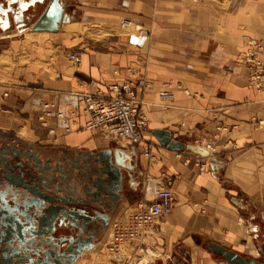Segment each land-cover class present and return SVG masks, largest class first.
<instances>
[{
    "label": "crops",
    "instance_id": "1",
    "mask_svg": "<svg viewBox=\"0 0 264 264\" xmlns=\"http://www.w3.org/2000/svg\"><path fill=\"white\" fill-rule=\"evenodd\" d=\"M49 1L0 32V137L54 158L110 150L129 167L108 227L72 264H229L212 243L264 259V83L252 87L242 61L245 35L264 44V0H58L50 29L34 30ZM71 50L80 51L77 65ZM168 80L177 86L161 99ZM111 84L140 101L155 161L85 127L78 94L108 96ZM153 129L215 146L212 172L198 171L199 153L162 145ZM146 173L171 190L172 208L150 235L110 256L112 225L142 198Z\"/></svg>",
    "mask_w": 264,
    "mask_h": 264
},
{
    "label": "flooded vegetation",
    "instance_id": "2",
    "mask_svg": "<svg viewBox=\"0 0 264 264\" xmlns=\"http://www.w3.org/2000/svg\"><path fill=\"white\" fill-rule=\"evenodd\" d=\"M6 1H3V6L0 7V32L23 24L27 13L33 10L40 0ZM112 155L110 150H100L54 158L44 150L20 139L0 137V193L10 205L11 193L27 195L25 189L20 187L7 192L10 182H16L35 194L42 193L56 198V203L67 207L68 217L58 218L62 222L60 226L56 224V220V228L52 234L55 239L65 237L67 240H73L74 248L80 247L83 252L89 245L93 247L108 227L123 195L124 171H129V167L121 166L119 159ZM27 211L34 216L35 229L21 228V248L33 251L40 249V243L37 241L41 237H35L32 233L38 229V217L41 213L35 211L34 214L32 207ZM59 211L67 213L64 209ZM67 240L60 245L69 247ZM31 255L34 256L33 253ZM251 259L255 260L256 264H264L263 257L246 258L247 261Z\"/></svg>",
    "mask_w": 264,
    "mask_h": 264
},
{
    "label": "built area",
    "instance_id": "3",
    "mask_svg": "<svg viewBox=\"0 0 264 264\" xmlns=\"http://www.w3.org/2000/svg\"><path fill=\"white\" fill-rule=\"evenodd\" d=\"M244 39L246 49L242 53V61L247 70L248 82L259 90L264 83L262 56L264 44L261 40L248 35H245ZM67 57L74 65L81 62V54L78 50L69 51ZM176 86L173 80H168L162 84L157 94L161 99H170ZM125 89L127 92L124 96L122 91ZM107 92L108 96L100 92L78 94L82 110L87 116L85 127L90 130L98 129L102 136L115 139L127 151L138 150L147 159L154 160L152 143L144 141L142 137V130L147 120L140 113V101L126 85L111 84L107 87ZM58 115L62 116L63 113ZM203 148L208 152L206 156L210 159V165L201 164L200 172L207 171L209 166L213 170L214 164L217 163V160L212 161L216 147L206 144ZM173 201L171 190L146 173L142 198L137 201L123 221L112 225L110 236L105 243L107 253L119 257L129 244L142 241L150 235L156 219L171 210Z\"/></svg>",
    "mask_w": 264,
    "mask_h": 264
},
{
    "label": "water",
    "instance_id": "4",
    "mask_svg": "<svg viewBox=\"0 0 264 264\" xmlns=\"http://www.w3.org/2000/svg\"><path fill=\"white\" fill-rule=\"evenodd\" d=\"M3 1L6 0H0V7L3 6ZM6 2L8 3L9 0ZM44 2L45 0L39 1V3L42 4H44ZM36 5L37 4H35V6ZM17 6H19V4L16 5V7ZM58 6V0H50L36 18L32 28L34 30H49L50 28L45 27L44 24L46 21L48 23L53 20L58 11ZM151 132L164 146H168L172 149H185L188 147L200 155H208V152L198 145L186 146L180 142L171 141L170 132L166 130L153 129ZM212 161L215 162L216 159L213 158ZM118 163L124 166L121 159L118 160ZM9 185L7 192L10 189L16 190L18 189L17 187H20L23 190L25 189V192L28 194L24 196L20 193H11L12 205H10L7 200L4 199L5 196L0 193V264H72L81 254L82 249L80 247L79 249L78 247L74 248L75 245L73 240H67L65 237H58L55 239L52 234L56 228V220H58L59 217H68L67 207L56 203V198H50L47 194L42 193L35 194L16 182H10ZM63 201L67 203L65 200ZM53 203H56V205H53ZM30 207L34 209V214L35 211L41 213L39 215L40 217H38L37 231L31 232L35 237H41V239L37 241V243H40V249H35L33 251L27 249L22 250L23 240L19 233L22 227L31 228L32 230L33 228L35 229V225L33 224L34 216L27 211ZM60 209L66 210L67 213L60 212ZM61 223L59 219L56 224L60 226ZM66 240L70 243V245H68L69 247L61 246L60 243ZM14 243H16V245H14ZM91 247L92 245H89L85 250ZM209 248L211 251L223 256L229 264H256L255 260L251 259L247 261L245 257L230 249H226L222 245L212 243L209 245ZM23 252H25V254ZM31 253H33L34 256H32Z\"/></svg>",
    "mask_w": 264,
    "mask_h": 264
},
{
    "label": "rangeland",
    "instance_id": "5",
    "mask_svg": "<svg viewBox=\"0 0 264 264\" xmlns=\"http://www.w3.org/2000/svg\"><path fill=\"white\" fill-rule=\"evenodd\" d=\"M126 31H131L133 28H132V26L130 25V26H126L125 28H124ZM244 38V37H243ZM245 40V39H244ZM71 63V62H70ZM72 64V63H71ZM74 65V64H73ZM149 122H148V120H147V124H148ZM146 124V125H147ZM204 147V146H203ZM198 157H199V161L196 163L197 164V168H198V171H200V169H199V167H200V165L201 164H207L208 163V165H210V159L207 157V156H201V155H198ZM214 158L217 160V158L214 156ZM149 160V159H148ZM156 159H154L153 161H155ZM201 160V161H200ZM149 161H151V160H149ZM152 161V162H153ZM217 162V161H216ZM205 172H212V170H211V168H210V166L208 167V170L207 171H205ZM142 188H143V185H142ZM149 197H151V195L149 196ZM264 239H262L261 237H259L258 238V241L260 242V243H263L264 241H263ZM109 255V254H108ZM262 256H260V258H261Z\"/></svg>",
    "mask_w": 264,
    "mask_h": 264
},
{
    "label": "bare ground",
    "instance_id": "6",
    "mask_svg": "<svg viewBox=\"0 0 264 264\" xmlns=\"http://www.w3.org/2000/svg\"><path fill=\"white\" fill-rule=\"evenodd\" d=\"M32 8V7H31ZM22 14H24V13H22ZM106 248V247H105Z\"/></svg>",
    "mask_w": 264,
    "mask_h": 264
}]
</instances>
